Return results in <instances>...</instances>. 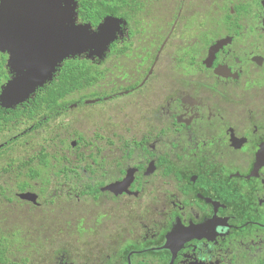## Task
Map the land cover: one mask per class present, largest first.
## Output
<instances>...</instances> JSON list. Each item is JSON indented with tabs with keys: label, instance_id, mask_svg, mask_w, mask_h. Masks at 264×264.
<instances>
[{
	"label": "flooded vegetation",
	"instance_id": "obj_1",
	"mask_svg": "<svg viewBox=\"0 0 264 264\" xmlns=\"http://www.w3.org/2000/svg\"><path fill=\"white\" fill-rule=\"evenodd\" d=\"M73 1L124 25L81 57L106 83L3 108L34 153L0 175L13 264H264V0H112L98 24Z\"/></svg>",
	"mask_w": 264,
	"mask_h": 264
},
{
	"label": "water",
	"instance_id": "obj_2",
	"mask_svg": "<svg viewBox=\"0 0 264 264\" xmlns=\"http://www.w3.org/2000/svg\"><path fill=\"white\" fill-rule=\"evenodd\" d=\"M75 5L73 0H1L0 52L8 54L12 75L1 87L2 108L12 109L28 100L53 80L66 59L84 55L101 61L106 56L124 22L106 17L96 30L89 24L76 26Z\"/></svg>",
	"mask_w": 264,
	"mask_h": 264
},
{
	"label": "trees",
	"instance_id": "obj_3",
	"mask_svg": "<svg viewBox=\"0 0 264 264\" xmlns=\"http://www.w3.org/2000/svg\"><path fill=\"white\" fill-rule=\"evenodd\" d=\"M112 0H82L81 8L84 15H89V19L93 20L94 24H98L102 17L106 15H116L125 18V12L118 11L112 6ZM115 3H138V0H114ZM110 48V47H109ZM83 56H75L63 61V65L57 69L53 80L45 85L55 86L47 93L42 91L43 95L36 97L39 102H55L59 100L64 94L69 93L71 90L81 89L85 90L98 84L101 80L106 78V70L93 66L88 60H82ZM75 65V66H74ZM75 69H74V68ZM7 72L5 69V59L0 56V84L7 80ZM56 78V79H55ZM69 87V89L65 88ZM18 106V105H17ZM16 107V106H15ZM14 107V108H15ZM57 106L50 105L51 108ZM40 109H43L42 107ZM3 108H0V132H2V139L0 140V155L6 156V158L0 159V175L14 174L15 172H21L30 166L34 159V153L29 152L26 155L24 151L23 156L11 155V152L19 149L32 150L30 146H26L29 134L26 133L23 136L14 137L13 133L16 130V123L14 121L21 122L20 120L27 116L24 112H12L10 115H2ZM14 137V138H12ZM6 142V144H5ZM42 166L46 163L40 160ZM42 175L41 172L32 173L31 179L36 176ZM12 184H0V264H13L12 257L10 256L11 249L14 247V235L10 225L4 221L3 210L7 208L8 204L13 203L14 198L7 195L5 187H10ZM13 241V242H12Z\"/></svg>",
	"mask_w": 264,
	"mask_h": 264
},
{
	"label": "rangeland",
	"instance_id": "obj_4",
	"mask_svg": "<svg viewBox=\"0 0 264 264\" xmlns=\"http://www.w3.org/2000/svg\"><path fill=\"white\" fill-rule=\"evenodd\" d=\"M100 67L101 69L108 68V60H104V62L100 65ZM106 82H107V77L105 78L104 82L103 80H101L99 83L104 84Z\"/></svg>",
	"mask_w": 264,
	"mask_h": 264
},
{
	"label": "bare ground",
	"instance_id": "obj_5",
	"mask_svg": "<svg viewBox=\"0 0 264 264\" xmlns=\"http://www.w3.org/2000/svg\"><path fill=\"white\" fill-rule=\"evenodd\" d=\"M75 66V65H74ZM74 68V67H73ZM75 69V68H74ZM30 201V200H29Z\"/></svg>",
	"mask_w": 264,
	"mask_h": 264
},
{
	"label": "clouds",
	"instance_id": "obj_6",
	"mask_svg": "<svg viewBox=\"0 0 264 264\" xmlns=\"http://www.w3.org/2000/svg\"><path fill=\"white\" fill-rule=\"evenodd\" d=\"M84 56V55H83ZM67 60V59H66Z\"/></svg>",
	"mask_w": 264,
	"mask_h": 264
}]
</instances>
